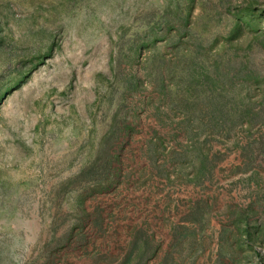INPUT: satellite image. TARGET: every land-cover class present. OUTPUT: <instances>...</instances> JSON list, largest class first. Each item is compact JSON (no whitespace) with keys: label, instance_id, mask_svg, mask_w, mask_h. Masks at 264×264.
Here are the masks:
<instances>
[{"label":"rangeland","instance_id":"obj_1","mask_svg":"<svg viewBox=\"0 0 264 264\" xmlns=\"http://www.w3.org/2000/svg\"><path fill=\"white\" fill-rule=\"evenodd\" d=\"M0 264H264V0H0Z\"/></svg>","mask_w":264,"mask_h":264}]
</instances>
